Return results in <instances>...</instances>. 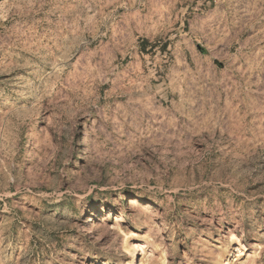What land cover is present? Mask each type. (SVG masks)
Masks as SVG:
<instances>
[{
  "label": "rangeland",
  "instance_id": "1",
  "mask_svg": "<svg viewBox=\"0 0 264 264\" xmlns=\"http://www.w3.org/2000/svg\"><path fill=\"white\" fill-rule=\"evenodd\" d=\"M220 3L0 0V264H264V17Z\"/></svg>",
  "mask_w": 264,
  "mask_h": 264
},
{
  "label": "crops",
  "instance_id": "2",
  "mask_svg": "<svg viewBox=\"0 0 264 264\" xmlns=\"http://www.w3.org/2000/svg\"><path fill=\"white\" fill-rule=\"evenodd\" d=\"M232 2L233 0H221L220 5H215L214 7L209 6V9H217L220 12L225 13L235 12L237 20L242 23L244 22L245 17H248L249 14L253 15L258 13L262 18L264 17V0H234V3ZM233 7L234 10H232Z\"/></svg>",
  "mask_w": 264,
  "mask_h": 264
},
{
  "label": "bare ground",
  "instance_id": "3",
  "mask_svg": "<svg viewBox=\"0 0 264 264\" xmlns=\"http://www.w3.org/2000/svg\"><path fill=\"white\" fill-rule=\"evenodd\" d=\"M130 202L133 205H138V202L136 200H131ZM146 207H147V205H146ZM146 207H143V208H146ZM227 262H229V261H227ZM227 264H229V263H227Z\"/></svg>",
  "mask_w": 264,
  "mask_h": 264
}]
</instances>
